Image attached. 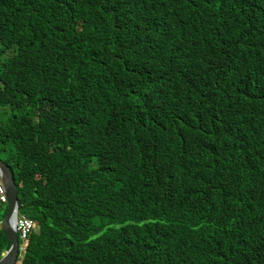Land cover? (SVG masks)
<instances>
[{"label":"trees","instance_id":"16d2710c","mask_svg":"<svg viewBox=\"0 0 264 264\" xmlns=\"http://www.w3.org/2000/svg\"><path fill=\"white\" fill-rule=\"evenodd\" d=\"M0 110L16 264H264V0H0Z\"/></svg>","mask_w":264,"mask_h":264},{"label":"water","instance_id":"95a60500","mask_svg":"<svg viewBox=\"0 0 264 264\" xmlns=\"http://www.w3.org/2000/svg\"><path fill=\"white\" fill-rule=\"evenodd\" d=\"M0 178L7 195V213L0 223V231L10 241L8 251L3 253L0 264H16L21 257L22 247L18 241L15 221L18 217V188L10 167L0 158Z\"/></svg>","mask_w":264,"mask_h":264},{"label":"built area","instance_id":"2783aa9c","mask_svg":"<svg viewBox=\"0 0 264 264\" xmlns=\"http://www.w3.org/2000/svg\"><path fill=\"white\" fill-rule=\"evenodd\" d=\"M0 201L1 202H6L7 201V196L5 192V188L0 180ZM34 222L27 216H21L18 217L16 220V230H17V235L20 240H26L32 231L34 230Z\"/></svg>","mask_w":264,"mask_h":264},{"label":"clouds","instance_id":"9594fccd","mask_svg":"<svg viewBox=\"0 0 264 264\" xmlns=\"http://www.w3.org/2000/svg\"><path fill=\"white\" fill-rule=\"evenodd\" d=\"M0 180H1V178H0ZM1 182H2V180H1ZM3 184V183H2ZM6 192V191H5ZM7 196V195H6ZM0 204H3V205H7V201L6 202H1L0 201ZM7 209H8V206H7ZM7 213V212H6ZM23 216V215H22ZM25 216V215H24ZM5 217V216H4ZM18 217H21V216H19V207H18ZM17 217V218H18ZM4 219V218H3ZM17 220V219H16ZM32 220V219H31ZM3 221V220H2ZM15 227H16V221H15ZM34 229H35V227H34ZM34 231V230H33ZM17 237H18V235H17ZM18 241H19V243H20V241L22 242L23 240H20L19 238H18ZM20 246L23 248V246H22V244L20 243Z\"/></svg>","mask_w":264,"mask_h":264},{"label":"rangeland","instance_id":"374dc122","mask_svg":"<svg viewBox=\"0 0 264 264\" xmlns=\"http://www.w3.org/2000/svg\"><path fill=\"white\" fill-rule=\"evenodd\" d=\"M1 111V110H0ZM4 113V112H3ZM0 117H2V114H1V112H0ZM6 156V154H4L3 155V157H5ZM23 215V213L20 211L19 212V216H22ZM29 218V217H28ZM2 221H0V223H1ZM16 228V227H15ZM17 231V230H16Z\"/></svg>","mask_w":264,"mask_h":264}]
</instances>
